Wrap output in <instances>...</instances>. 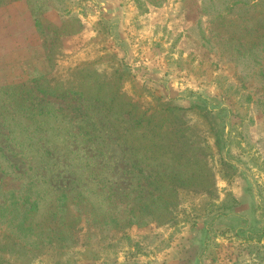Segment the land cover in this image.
<instances>
[{"label":"rangeland","instance_id":"374dc122","mask_svg":"<svg viewBox=\"0 0 264 264\" xmlns=\"http://www.w3.org/2000/svg\"><path fill=\"white\" fill-rule=\"evenodd\" d=\"M0 264H264V0H0Z\"/></svg>","mask_w":264,"mask_h":264},{"label":"trees","instance_id":"16d2710c","mask_svg":"<svg viewBox=\"0 0 264 264\" xmlns=\"http://www.w3.org/2000/svg\"><path fill=\"white\" fill-rule=\"evenodd\" d=\"M151 197V200H149L148 196L144 197V195L141 194V196H139L140 201H135V204H133L130 209L125 208L122 213L111 207L101 209L100 213L98 212V209H94L92 212L93 216L90 215L89 212H86L85 219H87V221L91 220L95 223L97 222L99 225L112 223L113 227L119 228L134 223L145 222V219L148 221L157 220L159 222L170 221L175 215L176 203L171 199L165 198L166 200L160 205V199L156 200L153 198V195ZM80 203H82L81 200ZM77 205L78 212H82L80 204L77 203ZM26 218L27 216H25L24 219Z\"/></svg>","mask_w":264,"mask_h":264}]
</instances>
